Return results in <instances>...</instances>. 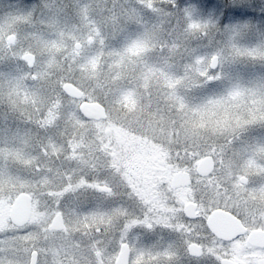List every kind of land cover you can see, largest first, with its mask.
<instances>
[{"label":"clouds","instance_id":"9594fccd","mask_svg":"<svg viewBox=\"0 0 264 264\" xmlns=\"http://www.w3.org/2000/svg\"><path fill=\"white\" fill-rule=\"evenodd\" d=\"M13 7L0 4V12ZM20 7L28 23L17 29L4 66L8 86L0 91V128L9 136L24 133L29 142L2 146L0 200L11 205L20 193L30 194L37 219H5L0 264H57L53 249L67 242L73 244V259L111 264L120 240L126 234L141 239V233L173 246L169 264H222L235 241L213 230V212L220 209L248 228H264V152L256 154L257 145L264 148V0H26ZM113 17L121 24L115 44ZM146 34L153 38L145 41ZM31 35L43 43L27 38ZM72 35L85 45L86 55H74ZM88 35L94 37L91 46ZM139 41L146 48L139 62L159 68L166 61L174 87L155 74L150 80L137 75L109 81L104 90L82 74L85 59L102 56L100 73L106 76L118 55ZM51 45H59L58 63L67 66L45 83L30 79L48 69ZM25 53L33 57L31 66L21 58ZM64 83L85 95L68 96ZM90 89L103 116L80 111ZM220 104L233 106L232 121L218 127L202 119ZM70 114L79 125L70 122ZM117 128L154 145L168 174L181 173L185 182L156 178L150 196L136 181L131 187L129 154L113 134ZM53 143L59 151L49 164ZM253 159L257 166H249ZM202 160L210 163L199 164ZM81 180L85 184L76 192H65L69 182L75 187ZM96 184L107 191L87 187ZM73 204L80 208L75 217L68 213ZM57 213L67 233L48 230ZM137 254L133 250L130 262ZM61 264L71 261L65 256Z\"/></svg>","mask_w":264,"mask_h":264},{"label":"rangeland","instance_id":"374dc122","mask_svg":"<svg viewBox=\"0 0 264 264\" xmlns=\"http://www.w3.org/2000/svg\"><path fill=\"white\" fill-rule=\"evenodd\" d=\"M26 2L24 0H0V4H9L13 5L14 7L10 9L7 14L4 12L0 13V91H2L5 87H7V83L4 81V66L9 56L12 55L11 46L14 45L17 42V29L22 28L28 23V17L26 13L23 11L22 7L20 5ZM96 3L102 4L104 3V0H95ZM117 2H122V0H117ZM110 24L113 28V43L115 44L116 38L119 36L121 32V24L119 21L113 17L110 19ZM98 35V30H97ZM9 36L14 37L13 44H9L7 39ZM29 39H32L34 43H43V40L41 37L36 35H31L27 37ZM152 34H146L145 35V41L152 39ZM71 39L73 41V47L75 44L80 45V49L76 50L74 48V55L79 57H82L86 55L85 53V45L80 42L79 39L75 35L71 36ZM145 41H139L134 44H132L131 47L127 48L126 55L119 56L118 58L112 63L110 70L108 71L107 75L100 73V65L103 61V57H92L89 56L87 59L84 60L83 65L81 67V72L85 76H91L93 79H96V86L97 88L108 90L110 87L109 81H112L115 83L119 80H126L128 78H133L137 75H142V77L145 80H150L154 77L155 74H159L161 77L165 78V80L168 81V87H174V82H172L166 72V66L167 62H164V66H161L159 68L144 64L139 62V58L144 54L146 51L145 48ZM94 42V37L92 35H88L86 37V45L91 46ZM101 44L104 43L103 40L100 41ZM52 48V59L48 66V69L41 72L39 76L33 75L30 77V79L33 80H40L42 83L47 82L52 76L53 73H57L58 68L66 67L65 65L61 66L58 63L57 56H58V50L59 45H51ZM173 52H175V49H173ZM28 54V53H25ZM24 54V55H25ZM23 57V56H22ZM21 57V58H22ZM99 74V77H98ZM65 84V83H64ZM63 84V85H64ZM71 84V83H70ZM62 85V87H63ZM72 85V84H71ZM77 88V87H76ZM80 90L79 88H77ZM48 90L51 92L52 88L49 87ZM82 92V91H81ZM91 92L92 90H89V100L88 103H95L91 99ZM83 96L85 95L84 92ZM97 104V103H96ZM80 105V104H79ZM99 105V104H98ZM233 106L230 105H216L211 106L208 108L207 111H205L202 114V119L208 120L213 122L218 127L225 126L228 122L233 120ZM0 119H2V116H0ZM70 122H74L75 124L79 125L80 122L78 120H75L74 115L70 114L69 116ZM82 126V125H81ZM113 134L116 137V139L124 146L125 152L129 154V158L126 161V168L128 170V176L126 179H129V184L131 187L135 188V184H133V181H136L137 183H140L143 185V192L144 195L150 196L151 194V186H152V177H153V168L157 169L155 171L159 170V167L162 166V170L164 171V174L167 176L168 181H170L171 176L168 174L167 166L164 165V160L159 152V150L152 145L147 140L137 137L123 129H113ZM13 141L19 142L21 145H25L29 142V138L24 133H20L19 136L16 135H6L3 128H0V162H2L4 158V152H3V145L5 143H11ZM50 151L52 153V160L48 161L49 164L54 163L55 156L58 153V148L56 144H50L49 146ZM261 152H264V148L257 145L256 146V154L259 155ZM48 155V150H45V156ZM76 156V152L73 151V157ZM24 163H29L28 161H24ZM249 166H257L256 160H249L248 161ZM149 168V176L145 174V171ZM161 169V168H160ZM4 170L2 165H0V183H2L4 179ZM65 178L69 181H71V176L67 173L64 174ZM85 182L83 180L80 181V184L76 185L75 187L72 185L71 182H69L65 187V192H76L78 189H80L82 186H84ZM89 188H95L96 191L101 192L102 185L96 184V185H87ZM30 195V194H28ZM88 194L85 193L80 197L81 201H85V198ZM31 197V195H30ZM32 200V198H31ZM10 205L6 204L4 200H0V226L3 225V222L6 218H8V211H9ZM80 208L73 204L68 209V213L75 217ZM57 215H60L57 213ZM61 216V215H60ZM62 217V216H61ZM31 220H36V210L35 206L32 203V213H31ZM63 219V229L59 232H68V226L64 223ZM84 228H88L89 225L87 223L84 224ZM146 227L151 228V225H146ZM135 229V226L129 229V232H132ZM48 230L50 232H54L50 229V224L48 226ZM65 244H71V248L73 247V244L71 242L64 243ZM123 244H127L130 251V257L132 255L133 250H137V256L136 258L131 261L129 264H169L170 261L175 259V253L173 250V246L170 244H167L166 242L159 240V239H152L147 238L144 236L143 233H141V239H130L129 235H125L119 242V250L120 247ZM62 246V245H61ZM63 248V247H62ZM55 250V249H54ZM119 250L116 252L115 255L110 257L111 264L114 263V260L119 253ZM54 252V251H53ZM56 255V252H54ZM61 253V252H60ZM95 255L99 258L102 253L101 251L97 250ZM61 257V256H59ZM63 257V256H62ZM68 259L70 257H67ZM79 262L82 264H88V261L85 257L80 256Z\"/></svg>","mask_w":264,"mask_h":264},{"label":"water","instance_id":"95a60500","mask_svg":"<svg viewBox=\"0 0 264 264\" xmlns=\"http://www.w3.org/2000/svg\"><path fill=\"white\" fill-rule=\"evenodd\" d=\"M9 44H13L14 37L9 36L7 39ZM74 48L76 50L80 49L79 44H75ZM23 60L27 61L29 66L33 63V57L30 54H25L22 57ZM63 90L65 93L68 94L70 97L79 98L83 96V93L78 90L76 87L71 85L70 83H65L63 85ZM80 111L83 112L85 116L89 117H100L103 116V109L100 107V105L96 103H81ZM210 163L208 161H199V164H205ZM182 174L176 173L172 177V183L173 184H180L185 182L182 180ZM243 179V178H242ZM102 191H107L105 187L102 188ZM31 215V199L30 197L25 194L21 193L16 197L15 203L10 205L8 217H14L18 221L23 222L25 220H29ZM209 221L212 224L213 230L217 231L218 234L223 235L226 239L232 238L235 239L237 236L244 233V228L241 225V222L236 219L235 217L231 216L228 212L217 209L215 212H213L212 216L209 217ZM63 221L61 216L56 215L55 219L51 222V229L54 231H59L62 229ZM264 237V233L260 231H255L250 234L249 236V242L254 243ZM257 241V242H258ZM258 244V243H257ZM129 255V249L126 244H123L120 247L119 253L117 255L115 264H126L128 260ZM223 264H233L228 261H224Z\"/></svg>","mask_w":264,"mask_h":264},{"label":"flooded vegetation","instance_id":"af4514ba","mask_svg":"<svg viewBox=\"0 0 264 264\" xmlns=\"http://www.w3.org/2000/svg\"><path fill=\"white\" fill-rule=\"evenodd\" d=\"M162 168L163 167L160 166L158 171H155L157 169L153 168L154 173H153L152 181L156 178H163L165 180L167 179V176L164 174V171L162 170ZM148 170H149V168H147V170L145 171L146 176L147 175L149 176ZM174 175L175 174H173L171 176L169 182L172 183V177ZM103 187H101V189H100L101 191H102ZM25 194H27V193H25ZM28 196L30 197V195H28ZM30 199H31V197H30ZM185 203L187 204L188 202H185ZM31 213H32V200H31ZM30 217H31V215H30ZM62 221H63V219H62ZM241 225L244 228V233L237 236L234 239L235 243L233 244V253L229 259L223 260L222 264L224 261H228V262H231L233 264H264V237H262V239H260L259 241L257 240L258 242L256 241L255 242L256 244H254V243L252 244L249 242V236L251 233H253L255 231H260V232L264 233V228H248L242 223H241ZM50 226H51V223H50ZM50 229H51V227H50ZM62 229H63V226H62ZM61 230H59V231H61ZM52 231H54V230H52ZM59 231H54V232H59ZM242 235H243V238H242ZM0 243H2V240H0ZM55 249L59 250L58 248H55ZM128 249H129V247H128ZM56 250L53 249L54 252H57ZM56 256L59 258L57 260V264H61V262L63 261L61 259V257H59V256H61V254L56 255ZM116 258H117V256H116ZM116 258H115L113 264H115ZM129 263H130V251H129L128 260H127L126 264H129Z\"/></svg>","mask_w":264,"mask_h":264},{"label":"trees","instance_id":"16d2710c","mask_svg":"<svg viewBox=\"0 0 264 264\" xmlns=\"http://www.w3.org/2000/svg\"><path fill=\"white\" fill-rule=\"evenodd\" d=\"M24 1H26V0H24ZM0 13H2V12H0ZM62 245V246H61ZM60 246H58V249L59 250H56L57 252H56V255H60L61 254V259L62 260H64L65 259V256H67V257H70L68 260H70L71 261V264H82V263H80L79 262V258L80 257H78V258H75V259H73L72 258V256H71V244H65V245H63V244H61ZM63 247V248H62ZM61 252V253H60ZM55 254V253H54ZM63 256V257H62Z\"/></svg>","mask_w":264,"mask_h":264}]
</instances>
